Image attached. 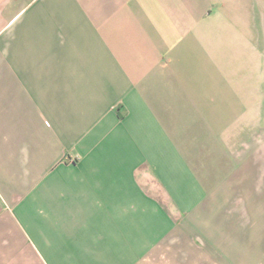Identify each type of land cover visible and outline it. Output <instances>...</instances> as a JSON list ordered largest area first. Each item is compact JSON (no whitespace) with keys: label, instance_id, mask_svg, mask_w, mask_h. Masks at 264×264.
Masks as SVG:
<instances>
[{"label":"crops","instance_id":"obj_1","mask_svg":"<svg viewBox=\"0 0 264 264\" xmlns=\"http://www.w3.org/2000/svg\"><path fill=\"white\" fill-rule=\"evenodd\" d=\"M0 264H264V0H0Z\"/></svg>","mask_w":264,"mask_h":264}]
</instances>
